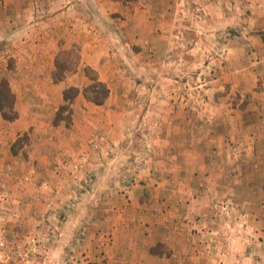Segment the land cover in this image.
Here are the masks:
<instances>
[{"label":"crops","instance_id":"obj_1","mask_svg":"<svg viewBox=\"0 0 264 264\" xmlns=\"http://www.w3.org/2000/svg\"><path fill=\"white\" fill-rule=\"evenodd\" d=\"M179 1L0 2L18 114L0 111V226L39 243L28 264H264V65L229 52L178 74L160 54ZM97 17L121 23L107 34ZM72 50L79 65L56 82ZM86 67L110 89L103 105L83 94ZM71 87L72 124L55 125Z\"/></svg>","mask_w":264,"mask_h":264},{"label":"rangeland","instance_id":"obj_2","mask_svg":"<svg viewBox=\"0 0 264 264\" xmlns=\"http://www.w3.org/2000/svg\"><path fill=\"white\" fill-rule=\"evenodd\" d=\"M213 1H216L214 5H212ZM217 4L220 6V12H217ZM202 7L207 9L206 13ZM179 8L177 18L169 16L163 18L168 40L163 41L166 48L160 54L163 57L175 56L180 61L178 74L182 72L183 76V72L192 75L200 73L204 69L199 64L203 65L213 60L225 61L229 52L230 56L236 55L250 60L256 63V66L264 65V0H180ZM105 21V18L102 20L97 17V22L107 34L114 30L116 23H121L117 18H108L107 24L113 28L110 30V27L105 25ZM174 23L177 32L170 34L168 29L173 28ZM126 35L122 34L114 41L119 44L114 49L118 57L125 55L123 39ZM170 41L177 42L178 45H170ZM72 51L76 52V50ZM190 60L197 64L187 67L186 62ZM71 61L74 63L75 58H71ZM71 67L75 68L73 64ZM261 67H263L260 68L263 70L261 74L264 77V66ZM213 69L215 66H211V70ZM202 82L203 79L197 81V85H202ZM231 209L232 206L223 205L225 214L234 212ZM8 238L11 240L9 236ZM12 241H17L25 247L32 246L33 255L40 254H37L34 248L36 246L38 248L39 243L31 241L28 244L18 238Z\"/></svg>","mask_w":264,"mask_h":264},{"label":"trees","instance_id":"obj_3","mask_svg":"<svg viewBox=\"0 0 264 264\" xmlns=\"http://www.w3.org/2000/svg\"><path fill=\"white\" fill-rule=\"evenodd\" d=\"M2 0H0L1 2ZM77 53V54H76ZM71 58H75V62L71 61ZM80 62V55L76 51H63L60 52L57 63L56 71L54 74V79L56 82L63 81L67 73L75 71ZM74 65L75 68H72L71 65ZM85 74L91 81L83 90V94L87 100L91 101L96 105H103L110 95V89L107 84L102 82L99 79V75L96 70L91 67L85 68ZM80 94V89L76 87H71L64 92L65 104L62 105L59 111L56 114L54 123L55 125L65 122L67 127H70L72 124V102ZM15 96L13 95L9 82L3 79L0 83V111L3 114V117L8 121H14L18 118V114L14 110ZM28 140V134H25L21 137L20 142H25ZM19 142V143H20ZM18 144V143H17Z\"/></svg>","mask_w":264,"mask_h":264},{"label":"built area","instance_id":"obj_4","mask_svg":"<svg viewBox=\"0 0 264 264\" xmlns=\"http://www.w3.org/2000/svg\"><path fill=\"white\" fill-rule=\"evenodd\" d=\"M93 142V146H95ZM31 247L9 240L5 226H0V264H28L32 257Z\"/></svg>","mask_w":264,"mask_h":264}]
</instances>
